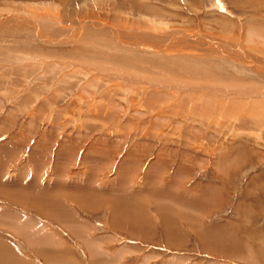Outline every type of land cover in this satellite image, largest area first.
Masks as SVG:
<instances>
[{"label": "rangeland", "instance_id": "374dc122", "mask_svg": "<svg viewBox=\"0 0 264 264\" xmlns=\"http://www.w3.org/2000/svg\"><path fill=\"white\" fill-rule=\"evenodd\" d=\"M214 1L0 0V264H264V103L236 93L249 73L198 50L127 70V48L68 40L76 22L155 20L253 45L264 4Z\"/></svg>", "mask_w": 264, "mask_h": 264}, {"label": "bare ground", "instance_id": "6f19581e", "mask_svg": "<svg viewBox=\"0 0 264 264\" xmlns=\"http://www.w3.org/2000/svg\"><path fill=\"white\" fill-rule=\"evenodd\" d=\"M212 4L214 6H216L218 4V2H216V1L213 0ZM244 4L245 5L248 4L247 1L244 2V0H243V2L241 3V5H244ZM253 4H254V6H257V5L262 6V4H264V0H253ZM257 9H258V7L257 8H254V10H253L254 11L253 14H252V18L253 19L248 17L247 18L248 21L247 22L245 21L246 27H245V24H244V28H243L244 31L242 30L244 33H242V34H244V36H245V43L246 42L247 43H251V44H253L255 46V41H258V42L260 41L259 43L264 46V22H262L263 20H260L259 19L260 18V12ZM36 11H37L36 9H34V11H31V12H34L32 14L34 15L33 17L35 19L43 20L44 23H49V24H53L55 22V19L53 17L54 16L53 14H52L53 15L52 16L51 13H49V12L39 13V12H36ZM11 13H13V12H11ZM16 13H18V11ZM58 13L60 14V12H58ZM54 14H56V13H54ZM256 15H258V16H256ZM12 16H9V18L7 16V18H5V19L11 21V20H13L12 19ZM24 16H25V14H24ZM24 18H27V16L24 17ZM7 20H4V21H7ZM21 20L27 21V19H21ZM251 20H253V21L251 22ZM0 21H3V20H0ZM10 21L8 23L11 24V22H12V24H15V23H13L14 20L11 21V22ZM30 21H32V20H30ZM35 21L36 20H34V23H32L33 21L32 22H29V23H31V26L32 25L33 26H37V24H36ZM14 22H16V21H14ZM80 22L82 23V21H80ZM152 23L153 24H151L150 29L153 32L151 31V32H149L150 34H147L146 31H143L142 30V27L141 26H138V25H131L130 26V24L129 25L127 24V27L124 29L125 31H123V30L122 31H119L118 29H111V28H109V26H108L109 24L106 25V24L103 23L102 25H98V24H95V22H93V21H90V23H86V24H78L76 22L75 23V27L71 31V34H70L71 37H69L68 40L69 39H73V41L74 40L76 41V40H79L78 38L81 37L80 40H83V41H85V40L88 41V40L91 39L92 41L94 40L95 42H99V40L100 41L101 40H104L105 42H110V43H112L114 45L115 44H118L119 46L118 45L117 46L119 48H127V49H125V50H127L126 53H125L126 58H127V64H126V61H125L126 60L125 57H124L125 60L123 62H125L126 65H128V63L130 65H132V66H130L131 68L136 67V64L138 62L139 64H137V67L139 66V70H140V67H142V66L144 67V65H142L140 63L142 62V58H143L144 55H145L144 59L147 57L146 54L151 55L153 58H155V60L156 59L157 60H163V59L170 60L169 58L172 57V56H174V55L176 56V55H178L180 53L186 55V54H189V52L191 53V51L194 52V53H196V50H198V51L201 52V54H205V55L211 56V57H216L217 59H219V60H221L223 62H226V63H227V61H225V60H230V61L234 62L235 64H239L238 65V66H240L239 68H241V70L243 69L244 71H246L247 74L249 73V75H250V77H249L250 79L249 78L247 79L248 82H245V80L241 77V79L239 81V84H240V86L242 88L240 87V90L241 91L237 90L236 93L239 96H242V97L249 95L248 97H251V102H249V103H251L252 105H255V104L256 105H259V104H263L264 103L263 102L264 101V51H260V50L258 51L256 49H254V47H251L253 45H251V46L248 45L247 46L248 48H245V47L243 48L239 44V41L238 40L237 41L235 40L236 42L235 41L230 42V41L227 40V37H226V40L225 39H217V38L212 39V38H207V36H204V34L203 35H197L196 33H186V32H181V31H180L181 33L179 31L176 32L177 30H174V31L172 30L171 31V29L168 30V26L163 28L161 26L162 23H160V22L157 23V22H155V20L152 21ZM247 23H249V25H247ZM21 26H19V27H21ZM51 26H53L54 28H56V26H54V25H51ZM8 27L9 28L11 27V30L8 33L14 34L13 36H20V34H23V33H21L20 30H18L20 28H18V29L13 28L12 25H10ZM40 27H42V26L40 25ZM45 27H44L43 30L42 29H40V30L44 31L45 30ZM9 28H7V29H9ZM54 28H52L54 30L52 32H57V30H55ZM160 28H163V29L167 28L168 31L161 30ZM24 31H26V30H24ZM42 31H41V33H42ZM45 32H46V30H45ZM47 32H49V31H47ZM51 33H50V35H53L54 34V33L53 34H51ZM59 34H60V32H59ZM6 36H8V35H6ZM35 36H36V38L38 36H40L42 38L49 39V41L50 40L51 41H55V40L58 39L57 37H51V36L47 35L46 33L44 35H42V34L40 35L39 32L37 33V35L35 34ZM61 39H63V38H61ZM243 39H244V37H243ZM32 40H34V39H32ZM69 41H71V40H69ZM241 42H242V40H241ZM56 43H58V42L56 41ZM259 43H256V45L257 46H260ZM107 47H108V45H107ZM109 47H111V46L109 45ZM118 47L116 48V45L114 47L115 48V51L117 50L116 52L123 51V50L118 49ZM259 48H262V47H259ZM140 53H141V55H140ZM112 55H113V53H112ZM105 58H108V57H105ZM147 64H149V62ZM227 64H229V63H227ZM126 65H124V66H126ZM130 67L128 65V66H126L125 69L132 70ZM147 67H148V65H147ZM160 68H162V66ZM178 69H177V71H178ZM133 71H134V69H133ZM153 76H155V75H153ZM253 77H256V79L255 78L253 79ZM159 80H161V79H159ZM228 80H229V82H228ZM228 80L226 82V83H228V85H231V84L234 85L235 84V82L230 81V79H228ZM215 82H218V81H215ZM162 83H164V82H162ZM182 83H184V82H182ZM249 83L252 86L251 85H248ZM154 85H156L157 86L156 88H159L160 90H163L161 88L168 89V88L165 87L166 85L165 86H163L162 84L160 86L158 84H154ZM223 88L224 87L219 88V90H218V91H220V92H218L219 94H221V89H223ZM249 88L250 89H260L259 90L260 92H258V91H256V92H246V89H249ZM259 102H262V103H259ZM17 229H18V227H17ZM216 245H217V243H216Z\"/></svg>", "mask_w": 264, "mask_h": 264}]
</instances>
